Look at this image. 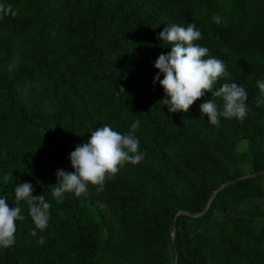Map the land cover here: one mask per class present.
<instances>
[{
    "label": "trees",
    "instance_id": "trees-1",
    "mask_svg": "<svg viewBox=\"0 0 264 264\" xmlns=\"http://www.w3.org/2000/svg\"><path fill=\"white\" fill-rule=\"evenodd\" d=\"M75 1L80 12L73 25L64 28V37L80 54L69 46L65 47V51L77 68L94 71L88 74L70 73V78L81 85L92 88L102 83L114 87L116 83L113 72L107 63L109 58L113 61L128 58L134 50L166 54L168 45L145 23H142L140 30L128 34L121 30L116 36L110 35L107 41L101 43L105 24L119 16L126 4H132L134 0ZM167 1L176 7L172 22L174 20V23L185 27L194 23L202 32L199 41L221 52L230 65L240 70L252 93L260 95L257 82L264 80L251 79L248 72L264 73V32L254 31L250 40L243 37L245 24L250 19L245 9L247 0ZM0 3L11 5L16 13L0 18V139L15 138L25 148L23 155L0 154V197L7 198L11 207L15 204V185L28 182L33 186L34 196L44 194L46 201L52 204L47 229L37 231V235L32 236L35 226L28 216L27 204L21 202L25 220L17 221L15 244L9 248H0V264H10L15 259H20L21 264H102L107 250L116 251L128 264H191L182 257L179 239L185 223L190 226L207 223L214 215L213 210L217 209L218 198H228L235 190L251 184L254 179H232L215 196L210 186L193 185L186 173L170 160L168 152L170 147L185 149L191 142V136L179 132L166 134L158 122L160 117L155 108L148 110L147 104L139 98L109 94L101 89L100 100H96L101 126L108 124L113 128L118 122L124 126L131 116H135L133 122L140 121L135 135L144 134L146 137L142 140L146 145H139L140 151L146 154V163L162 174L179 197L196 203L199 207L196 213L199 212L200 216H179L176 223H173L175 213L169 214L167 203L158 197H148L144 190L138 189L135 201L141 199L143 204L151 209L159 208L163 213V217L156 219L154 228L142 230L129 226L122 207L111 208L108 214H102L95 205L99 212L95 219L89 214L84 196L76 197L66 193L63 203H56L51 193L52 187L58 183L57 170L73 171L69 160L72 153L70 142L64 132L59 133L56 129L57 118L45 108L43 96L33 92L25 94L23 89L41 83V73L48 67L45 60L52 54V22L57 20L59 14L55 8H51V0H0ZM134 10L138 9L130 7L128 14H133ZM215 16L221 18L220 23L213 20ZM257 20L264 24V13L258 15ZM10 65L14 66L12 72L8 71ZM49 85L63 108L73 117L72 123L82 128L81 123L75 121V108L70 107L71 104L57 83L50 82ZM164 98L167 97L161 87L158 102ZM132 123L128 124V131ZM208 165L216 167L213 162ZM6 173H12L13 176V180L8 183L3 181ZM112 188L121 190L130 187L119 183L118 187ZM212 196L213 200L209 202ZM165 219H168V224L164 226ZM238 220L246 229H239L236 223L227 225V237L264 264V246L256 248L249 242L254 223L244 217ZM81 221L96 231V239L86 241L66 232L67 228L77 229ZM172 226L175 229L174 242L170 236ZM41 236L45 240L44 244L38 243ZM189 252L194 264H206L197 252Z\"/></svg>",
    "mask_w": 264,
    "mask_h": 264
},
{
    "label": "rangeland",
    "instance_id": "rangeland-1",
    "mask_svg": "<svg viewBox=\"0 0 264 264\" xmlns=\"http://www.w3.org/2000/svg\"><path fill=\"white\" fill-rule=\"evenodd\" d=\"M51 1V8H55L59 14L51 26L53 29L51 36L53 44L50 46L52 54L45 60L48 67L41 73V83L32 84L30 88L23 89V92L25 94L39 93L43 96L45 108L54 113L57 118L56 129L59 133L66 134L65 138L69 140V149L72 152L78 145L86 143L91 132L101 126L100 109L96 100H100V90L105 89L109 94L139 98L147 104L148 110L155 108L160 117L158 122L166 134L179 132L184 136H191V142L185 149L176 150L170 147L168 152L170 160L186 173V176L194 183L193 185H208L212 189V195L215 196L232 179L238 181L254 179L251 184L235 190L228 198H218L217 209L213 210L214 215L207 223L190 226L186 222L179 239L182 245V257L189 260L191 264H194V261L190 250L202 256L206 264H261L254 254L248 255L241 247L232 243L226 234L227 225L236 223L241 229L238 219L248 218L255 225L250 232V245L256 248L264 246V103L257 106L261 93L253 94L240 70L230 65L221 52L204 45L201 41L197 43L209 49V56L223 60L229 73V77L219 80L215 88L218 90L225 82H235L246 89L249 112L242 121L221 118L220 127L210 125L207 122V116L202 115L200 105L213 99L211 92L194 102L187 113H170L168 105H164L163 100L158 102L161 89L159 81L153 82L157 75L154 64L160 55L158 52L134 50L128 58L115 61L109 58L107 63L110 64L116 85L110 87L100 83L95 87L87 88L70 78V73L88 74L94 71L77 68L65 51V47L69 46L75 53L80 54L79 50L72 47L64 37V28L73 25L76 15L80 12L76 1ZM130 7H136L138 10L128 14ZM175 9L176 7L167 0H134L132 4H126L119 16L105 24V28L102 29L101 43L111 36H116L121 30H124L126 34L140 30L142 23L159 36L166 26L178 24L174 23V20L172 22ZM245 9L250 19L245 24L243 37L250 40L254 31L264 32V24L257 20V16L264 13V0H247ZM122 16H124L123 22L120 21ZM169 51L170 48H167L166 54ZM13 67L10 65L8 71L12 72ZM248 74L251 79L264 80V73L251 71ZM160 79H163L162 74ZM50 82L57 83L67 102L71 104L70 107L75 108L73 114L76 117L75 121H79L82 128H77L72 123L73 117H70V113L63 108L58 97L51 91ZM216 102L220 104L221 100L216 98ZM134 117L131 116L124 126L118 122L113 129L127 133V126L133 122ZM136 136L142 145L144 143L142 140L146 139L145 135ZM13 153L25 154L24 145L15 138L0 139V154ZM145 158L146 154L139 164L128 163L122 166L114 179L106 181L102 192L97 193L94 186H89L88 193L84 195L87 199L86 207L89 214L97 218L98 211L95 205L102 214H108L111 208L122 207L129 226L142 230L147 227L154 228L156 219L163 217V213L159 208L151 209L143 204L141 199L135 201L134 198L138 195L136 189H138L144 190L148 197H158L167 203L169 214L175 213L173 223H176L179 216H200L199 212L196 213L199 209L196 203L179 197L176 191L166 183L162 174L150 168ZM210 162H213L216 167H210L208 165ZM119 183L126 184L130 188L121 190L112 188L118 187ZM213 196L209 202L213 200ZM208 206L209 203L205 210ZM218 216L223 220H219ZM166 224L168 219L164 221V226ZM170 228V236L174 242L175 229L174 226ZM245 229L246 226H243L242 230ZM66 232L82 237L86 241L97 238L96 231L86 226L83 221L78 224L77 229L67 228ZM21 263L20 259H15L10 264ZM102 264L128 263L116 251L107 250L103 255Z\"/></svg>",
    "mask_w": 264,
    "mask_h": 264
},
{
    "label": "clouds",
    "instance_id": "clouds-1",
    "mask_svg": "<svg viewBox=\"0 0 264 264\" xmlns=\"http://www.w3.org/2000/svg\"><path fill=\"white\" fill-rule=\"evenodd\" d=\"M9 13L16 14L11 5L0 3V18ZM213 20L221 22L219 16L213 17ZM158 38L169 46L170 51L161 53L155 61L157 75L153 82L159 81L164 90L167 99L164 98L163 103L168 105L170 113H187L194 102L211 92L213 99L200 105V111L207 116L210 125L220 127L221 118L241 121L246 118L249 112L246 89L235 82H225L218 90L215 88L219 80L229 77V73L223 60L209 56V49L197 43L202 39V32L194 23L186 27L178 24L166 26ZM257 86L261 93V98L257 100L259 107L264 103V81H258ZM216 98L221 100L220 104ZM139 125V120L134 121L127 133L114 130L108 124L92 131L88 141L78 145L69 156L73 171L57 170L58 183L52 187L51 193L56 203H63L66 193L76 197L86 195L89 186H94L95 191L100 193L106 181L114 179L122 166L142 162L145 154L140 151V142L135 135ZM12 180V173L4 174V183ZM33 191L31 183H17L14 188L15 204L11 207L7 198L0 197V248L15 244L17 221L25 220L21 202L27 204L28 216L35 226L31 235L36 236L37 231L47 229L52 204L46 201L44 194L34 196ZM38 243H45L42 236Z\"/></svg>",
    "mask_w": 264,
    "mask_h": 264
}]
</instances>
